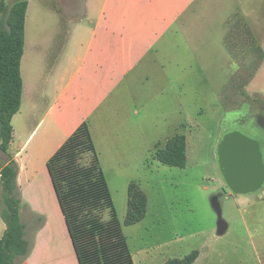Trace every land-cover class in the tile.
Masks as SVG:
<instances>
[{
  "label": "crops",
  "instance_id": "crops-1",
  "mask_svg": "<svg viewBox=\"0 0 264 264\" xmlns=\"http://www.w3.org/2000/svg\"><path fill=\"white\" fill-rule=\"evenodd\" d=\"M28 2L23 97L12 119L9 152L19 167L20 215L32 249L14 264H79L47 168L49 158L88 122L106 173L111 170L130 184L134 177L128 171L155 158L161 147V127L144 112L149 111L146 87L158 84L162 92L161 79L174 61L164 42L169 33L182 34L192 44L205 42L210 26L221 23L224 72L240 73L242 83V73L256 74L261 67L249 70L247 62L231 60L228 42H239L234 49L239 56L250 49L259 57L264 0H33L32 8ZM8 158L0 149V174ZM32 225L37 226L33 239ZM5 230L0 213V238Z\"/></svg>",
  "mask_w": 264,
  "mask_h": 264
},
{
  "label": "rangeland",
  "instance_id": "rangeland-1",
  "mask_svg": "<svg viewBox=\"0 0 264 264\" xmlns=\"http://www.w3.org/2000/svg\"><path fill=\"white\" fill-rule=\"evenodd\" d=\"M15 1L6 0L7 8ZM30 4L32 8L33 0ZM32 17L31 9L30 20ZM214 25L205 42L198 39L194 44L185 41L182 34L169 33L164 42L169 61L176 59V63H169L165 70L162 92L154 81L146 87L149 111L144 113L151 114L152 124L161 127L157 136L161 147L170 137L184 134L187 163L185 167L169 166L152 155L145 165L128 171L148 199L141 221L125 223L132 182L116 178L103 168L135 264H167L194 250L199 255L193 264H264V193L233 194L219 172L215 152L226 117L246 107L251 113L264 107V40L259 41L257 58L250 49L245 51L247 56H239L234 50L241 46L239 42H228L231 60L247 62L249 70L256 69L258 63L261 67L256 74L242 73L245 79L239 83L240 73L224 72L222 24ZM226 27L230 29L229 21ZM61 45L62 40L56 42L54 53ZM229 75L232 83H227ZM214 196H219L222 216L228 223L221 235L212 205ZM36 227L31 226L32 239Z\"/></svg>",
  "mask_w": 264,
  "mask_h": 264
},
{
  "label": "trees",
  "instance_id": "trees-1",
  "mask_svg": "<svg viewBox=\"0 0 264 264\" xmlns=\"http://www.w3.org/2000/svg\"><path fill=\"white\" fill-rule=\"evenodd\" d=\"M28 4V0H17L8 9L6 0H0V149L9 156L0 177V213L6 223L0 238V264L25 259L32 249L20 215L19 167L9 152L12 119L23 97L21 61ZM155 158L165 165L185 167L186 136L170 137L164 147L156 149ZM47 168L79 264H135L88 122H83L49 158ZM147 206L146 194L132 182L125 223L141 221ZM198 255L194 250L167 264H193Z\"/></svg>",
  "mask_w": 264,
  "mask_h": 264
},
{
  "label": "water",
  "instance_id": "water-1",
  "mask_svg": "<svg viewBox=\"0 0 264 264\" xmlns=\"http://www.w3.org/2000/svg\"><path fill=\"white\" fill-rule=\"evenodd\" d=\"M259 117H262V113ZM250 129H253L252 125ZM253 131L241 127L227 128L224 124L216 145L219 172L226 186L235 195L264 191V141L260 132L258 134ZM212 205L218 214L217 232L224 234L228 223L222 216L219 196L212 198Z\"/></svg>",
  "mask_w": 264,
  "mask_h": 264
},
{
  "label": "flooded vegetation",
  "instance_id": "flooded-vegetation-1",
  "mask_svg": "<svg viewBox=\"0 0 264 264\" xmlns=\"http://www.w3.org/2000/svg\"><path fill=\"white\" fill-rule=\"evenodd\" d=\"M262 113V117H259V114ZM224 124L227 128L241 127L247 131L254 133L260 132V136L264 141V107H259L257 112L251 113L250 108L246 107L244 110L236 111L230 114L224 121ZM253 126V129H250V126ZM223 130V127H222Z\"/></svg>",
  "mask_w": 264,
  "mask_h": 264
},
{
  "label": "built area",
  "instance_id": "built-area-1",
  "mask_svg": "<svg viewBox=\"0 0 264 264\" xmlns=\"http://www.w3.org/2000/svg\"><path fill=\"white\" fill-rule=\"evenodd\" d=\"M0 177H1V174H0Z\"/></svg>",
  "mask_w": 264,
  "mask_h": 264
}]
</instances>
